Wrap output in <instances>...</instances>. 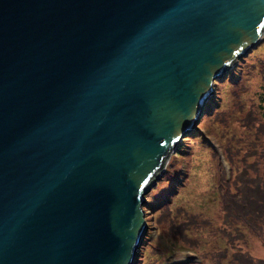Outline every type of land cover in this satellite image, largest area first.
<instances>
[{
	"label": "water",
	"instance_id": "water-1",
	"mask_svg": "<svg viewBox=\"0 0 264 264\" xmlns=\"http://www.w3.org/2000/svg\"><path fill=\"white\" fill-rule=\"evenodd\" d=\"M264 0H0V264H132L142 206Z\"/></svg>",
	"mask_w": 264,
	"mask_h": 264
},
{
	"label": "rangeland",
	"instance_id": "rangeland-1",
	"mask_svg": "<svg viewBox=\"0 0 264 264\" xmlns=\"http://www.w3.org/2000/svg\"><path fill=\"white\" fill-rule=\"evenodd\" d=\"M226 73L214 81L196 128L177 140L146 193L147 230L136 264H232L243 248L264 258V247L248 232L239 246L230 244L234 229L221 210L236 178L230 168H241V156L264 146V34Z\"/></svg>",
	"mask_w": 264,
	"mask_h": 264
},
{
	"label": "trees",
	"instance_id": "trees-1",
	"mask_svg": "<svg viewBox=\"0 0 264 264\" xmlns=\"http://www.w3.org/2000/svg\"><path fill=\"white\" fill-rule=\"evenodd\" d=\"M228 161L230 162V159ZM239 163L242 165L241 168L237 170L230 168L235 172L236 178L233 181L231 178L232 182L228 184V190L221 203V210L226 216L227 224L234 229L232 235L229 233L230 244L233 247L239 246L244 233L248 232L264 247V146L260 145L258 150L241 156ZM220 186L223 191L226 189L225 183ZM179 237L182 240L183 236L179 235ZM230 262L232 264H264V258L255 259L247 249L243 248L235 251ZM174 264L185 263L175 262ZM190 264H198V262L190 261Z\"/></svg>",
	"mask_w": 264,
	"mask_h": 264
},
{
	"label": "clouds",
	"instance_id": "clouds-1",
	"mask_svg": "<svg viewBox=\"0 0 264 264\" xmlns=\"http://www.w3.org/2000/svg\"><path fill=\"white\" fill-rule=\"evenodd\" d=\"M264 34V33H263ZM263 36V35H262ZM261 40H262V38H261ZM227 73H225L223 76H225ZM223 76H221V77H223ZM208 101H210V98L208 97V99H207V102ZM206 106H208V103H206V105H205V109H204V111H203V113L206 111ZM194 128H196V126L194 127ZM175 147V146H174ZM174 149V148H173ZM172 149V150H173ZM163 169V165H162V167L160 168V170L158 171V175L160 174V171ZM229 169V168H228ZM156 174V175H157ZM146 203V202H145ZM144 203V204H145ZM149 204H147V206H148ZM149 208L150 207H147V209L149 210ZM142 210H143V213H144V219H145V213H146V211H145V208H144V205L142 206ZM150 211V210H149ZM146 228H145V230H144V235H143V238H142V241H141V244H140V246L142 245V243H143V241H144V237H145V232H146ZM139 250H140V247H139V249L137 250V252H136V255H135V259H134V261L132 262V264H136V262H137V256H138V253H139Z\"/></svg>",
	"mask_w": 264,
	"mask_h": 264
},
{
	"label": "bare ground",
	"instance_id": "bare-ground-1",
	"mask_svg": "<svg viewBox=\"0 0 264 264\" xmlns=\"http://www.w3.org/2000/svg\"><path fill=\"white\" fill-rule=\"evenodd\" d=\"M233 65V64H232Z\"/></svg>",
	"mask_w": 264,
	"mask_h": 264
}]
</instances>
